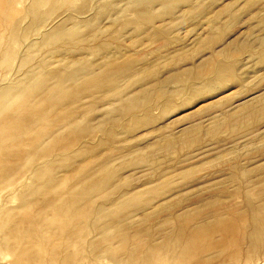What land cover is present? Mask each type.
<instances>
[{
	"label": "rangeland",
	"instance_id": "rangeland-1",
	"mask_svg": "<svg viewBox=\"0 0 264 264\" xmlns=\"http://www.w3.org/2000/svg\"><path fill=\"white\" fill-rule=\"evenodd\" d=\"M7 14H0V87L28 81L25 94L35 96L43 92H32L38 79L41 90L57 82L47 73L77 72L76 80H64L59 96L63 106L78 108L73 117L81 121L58 131L77 139L72 146L61 150L65 138L59 146L47 139L49 157L47 149L21 158L16 179L0 183V231L8 209L25 211L20 194L34 182L37 165L63 152L59 175L88 160L82 168L110 162L105 185L92 193L94 207L110 206L129 191L135 198L122 206L131 219L158 202L186 198L185 187L195 188L193 198L225 200V207L258 202L264 188V0H15ZM247 103L254 107L218 114ZM30 112L37 114L33 107ZM39 123L46 126L43 118ZM120 207L103 219H116ZM167 214L138 222L153 229ZM97 219L90 215L92 225ZM94 231L87 227L82 235L79 264H127L100 251ZM243 243L247 249L249 241ZM251 255L238 262L263 264L264 252ZM11 257L0 247V263L12 264ZM222 262L210 264H235Z\"/></svg>",
	"mask_w": 264,
	"mask_h": 264
},
{
	"label": "bare ground",
	"instance_id": "bare-ground-1",
	"mask_svg": "<svg viewBox=\"0 0 264 264\" xmlns=\"http://www.w3.org/2000/svg\"><path fill=\"white\" fill-rule=\"evenodd\" d=\"M14 1L0 0V14L8 15V8ZM218 66L220 65H213L212 70ZM43 74L35 72L34 76ZM45 76L54 77L57 82L50 88L41 90L37 88L41 85L38 79L32 85L34 87L32 92H43L35 96L25 94L23 82L28 81L5 83L0 87V183L12 177L16 179L15 173L20 170L21 158L26 156L34 158L47 149L46 156L49 157L51 144L47 147V139L59 146L58 141L62 143L65 138L63 146H60L61 150L69 148L68 144L72 146L71 142L73 144L77 142L71 134H68L70 137L58 136V131L73 129L81 121L73 117L74 111L78 108L74 110L72 105L63 106L59 91L64 80H76L79 74L74 71L61 73L53 70ZM261 78L264 79L263 76ZM54 97L57 99L52 100ZM23 100L27 103L24 108L21 107ZM16 102L20 104L17 105ZM30 107L34 108L36 115L26 113ZM253 107V104L247 103L231 112H224V107H221L218 114L228 117L229 113L251 110ZM42 118L46 121V126L40 125L39 121ZM50 122L51 125L47 126ZM217 124V120L211 123L212 126ZM195 128L199 129L197 126ZM35 131H41V134L45 132L40 138L34 135ZM42 138L45 141L40 146ZM56 148L55 153L59 152ZM65 155V152L61 154ZM59 156H55L56 159L50 156L51 161L46 157L49 162L45 163L46 160L43 159L45 164L42 162L43 165L39 167L37 163L35 164L37 167L34 182L20 194L21 205L25 211L21 210V213L18 210L20 213L14 214L8 209L3 217L1 224L3 227L0 231L3 241L0 247L13 257V260L10 259L13 261L12 264H79L81 239L87 227H92L96 231L95 240L98 238L97 245L100 251L127 264H210L214 261L238 264L241 256L247 258L249 256L247 259L249 260L252 253L264 252V188L257 193L259 199L257 203L244 200L246 203L243 207L228 208L225 207V200L205 201L202 197L193 198L195 188L185 187L186 198L177 199L173 204L167 201L158 202L151 206L149 213L142 214V218L135 213L131 219L126 211V205L122 206L124 202L135 198L128 195L129 191L109 203L110 206L102 204V207H94L92 193L97 187L105 185V179L111 173L110 162L91 169L82 168L83 165L89 166L91 160H88L79 169H71L70 166L59 175L57 172L61 169ZM249 183L254 186L260 185L254 179ZM153 185L151 182L148 188H152ZM204 185L205 190L211 188ZM118 206H121V211L119 210L117 217L114 216L116 219L105 221L103 216L106 212ZM165 211H168V214L159 218L153 229H148L138 222L140 220L144 223L154 219ZM93 213L98 219L92 225L89 218ZM99 221L102 224H99ZM135 224L138 225L134 227ZM244 240L249 241L247 249ZM93 249L95 250V247ZM246 262L248 264V261ZM260 262L264 264V258Z\"/></svg>",
	"mask_w": 264,
	"mask_h": 264
}]
</instances>
